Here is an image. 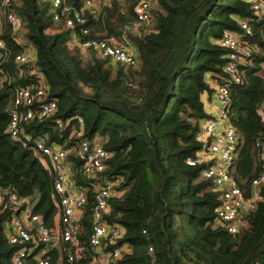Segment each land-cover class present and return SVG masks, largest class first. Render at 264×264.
Listing matches in <instances>:
<instances>
[{
    "label": "trees",
    "instance_id": "obj_1",
    "mask_svg": "<svg viewBox=\"0 0 264 264\" xmlns=\"http://www.w3.org/2000/svg\"><path fill=\"white\" fill-rule=\"evenodd\" d=\"M73 2L81 13L82 1ZM151 3L148 23L137 25L135 0H115L97 15L83 11L87 22L69 29L64 19L54 20L50 0L9 5L0 0L5 44L0 49V191L29 199L33 212L54 225L60 212L55 173L34 144L45 138L48 145L69 151L71 177L88 197L80 221L84 248L71 264H93L88 237L97 185L105 180L117 186L103 219L123 230L117 246L129 247L116 264H264V184L256 208L231 233L217 217L220 192L201 178L211 163H188L203 148V123L213 118L202 95L215 92L213 83L226 84L228 117L237 135L230 174L246 197L252 194V181L264 169V12L256 14L249 0ZM9 12L22 19L19 26L9 22ZM242 19L249 21L251 33L244 40L253 51L239 65L242 81L235 83L225 71L228 50L219 40L227 30L244 33ZM85 27L90 36L128 37L138 64L113 63L71 45L72 33L78 36ZM30 46L34 63L17 61ZM43 84L46 99L57 102L56 112L41 117L35 105V117L23 123L29 138L13 137L8 125L15 89ZM80 118L84 133L77 137ZM82 140L112 153L106 169L95 176L83 170L78 156ZM11 217L12 209H0V264H14L17 248L7 237ZM58 255L52 252L51 264H59ZM29 261L37 264L34 255Z\"/></svg>",
    "mask_w": 264,
    "mask_h": 264
},
{
    "label": "built area",
    "instance_id": "obj_2",
    "mask_svg": "<svg viewBox=\"0 0 264 264\" xmlns=\"http://www.w3.org/2000/svg\"><path fill=\"white\" fill-rule=\"evenodd\" d=\"M13 0H3L4 5H9ZM81 13L77 10L76 3L71 0H50L51 12L55 21L65 20L66 27L74 28L75 22L83 25L87 22L83 11L88 10L97 15L103 5L111 4L115 0H81ZM256 14L264 12V3L259 0H249ZM151 0H135L134 12L139 24L148 23L151 18ZM73 13V17L69 14ZM0 11V29H1ZM7 18L14 26H19L22 19L14 12L7 13ZM244 33L227 30L219 40V44L228 50V62L225 71L235 83L242 81L239 65L245 64L252 54V47L244 36L251 33L249 21L240 20ZM137 26L135 25V29ZM133 29V30H135ZM82 35L83 37H80ZM78 36L72 33L71 38L83 51L95 52L102 58H108L113 63L125 66L138 64L137 50L134 43L126 36L99 38L90 36V29H81ZM85 37V38H84ZM5 44L0 39V49ZM35 52L33 47H28L26 52L17 55L16 60L22 63H34ZM36 69V68H35ZM44 84L38 87H17L15 89L14 106L8 131L13 137L29 136L24 134L23 123L35 117V111L41 117L54 114L57 110L55 100L46 99ZM215 96L217 113L212 119L206 120L202 127L203 148L197 158L188 161L190 165L200 162H210L204 168L201 178L211 180L215 189L220 192L221 202L216 213L226 229L231 233L239 231L247 212L256 208L259 196V187L264 184V169L252 181V194L246 197L237 181L230 174V168L236 154L237 135L235 126L228 117L231 103L230 90L226 84L216 85ZM37 105V110L34 106ZM79 128L75 135L81 137L84 133V123L78 120ZM61 125V123H59ZM264 144V137L260 141ZM35 148L41 152L42 158L54 171V186L59 195L60 212L54 225L45 223L41 215L33 212L29 199H22L16 192L0 191V209H12V217L7 223V237L10 244L17 249L12 254L14 264H31L29 258L34 255L37 264H51L52 252H59V264H71L81 256L84 244L81 241L80 221L84 215V207L88 203L86 189L75 185L71 177V169L67 157L69 151L62 146H50L45 138L34 141ZM79 158L83 162V170L89 176H95L104 171L112 156L99 143L82 140L79 147ZM117 183L111 180L99 182L95 205L92 212V227L88 243L94 249L93 264H116L123 253L129 249L127 245L117 246L123 236V230L105 222L104 215L108 211L109 200L116 193ZM145 232V231H144ZM111 246L110 251L105 247ZM152 250V248H150Z\"/></svg>",
    "mask_w": 264,
    "mask_h": 264
},
{
    "label": "crops",
    "instance_id": "obj_3",
    "mask_svg": "<svg viewBox=\"0 0 264 264\" xmlns=\"http://www.w3.org/2000/svg\"><path fill=\"white\" fill-rule=\"evenodd\" d=\"M69 43L73 46L75 45V42L73 41L72 38H70ZM213 86L216 87V84L213 83ZM202 99L204 101L206 111L212 116H215L218 108L215 92H213L212 94L204 93L202 95Z\"/></svg>",
    "mask_w": 264,
    "mask_h": 264
},
{
    "label": "rangeland",
    "instance_id": "obj_4",
    "mask_svg": "<svg viewBox=\"0 0 264 264\" xmlns=\"http://www.w3.org/2000/svg\"><path fill=\"white\" fill-rule=\"evenodd\" d=\"M63 34L65 37H67V38L69 37V34L66 31H64ZM30 206L33 207V204H31Z\"/></svg>",
    "mask_w": 264,
    "mask_h": 264
},
{
    "label": "water",
    "instance_id": "obj_5",
    "mask_svg": "<svg viewBox=\"0 0 264 264\" xmlns=\"http://www.w3.org/2000/svg\"><path fill=\"white\" fill-rule=\"evenodd\" d=\"M91 56L92 57H95L96 56V53L95 52H91Z\"/></svg>",
    "mask_w": 264,
    "mask_h": 264
}]
</instances>
